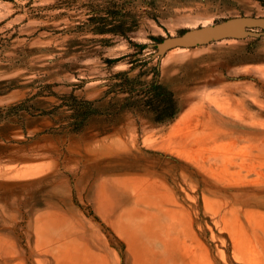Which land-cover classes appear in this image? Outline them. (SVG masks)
Wrapping results in <instances>:
<instances>
[{
  "label": "rangeland",
  "instance_id": "1",
  "mask_svg": "<svg viewBox=\"0 0 264 264\" xmlns=\"http://www.w3.org/2000/svg\"><path fill=\"white\" fill-rule=\"evenodd\" d=\"M241 16L264 0H0V264H264V34L156 56Z\"/></svg>",
  "mask_w": 264,
  "mask_h": 264
},
{
  "label": "water",
  "instance_id": "2",
  "mask_svg": "<svg viewBox=\"0 0 264 264\" xmlns=\"http://www.w3.org/2000/svg\"><path fill=\"white\" fill-rule=\"evenodd\" d=\"M260 29L263 32L255 31ZM264 34V17H234L213 25L187 29L178 36L164 38L156 46V56L162 58L177 49H193L224 40H244Z\"/></svg>",
  "mask_w": 264,
  "mask_h": 264
},
{
  "label": "trees",
  "instance_id": "3",
  "mask_svg": "<svg viewBox=\"0 0 264 264\" xmlns=\"http://www.w3.org/2000/svg\"><path fill=\"white\" fill-rule=\"evenodd\" d=\"M110 4H112V6L115 8H119V6H121V8L124 7V5L115 2ZM121 10H110L109 7L108 14L112 19L107 20L106 18L99 19L98 21H101L102 23L106 22L108 24L107 26H112L109 31H113V33H122L125 25L124 20L121 19L117 24V17L121 15ZM140 48H145V46H140ZM139 96H143V99H147L144 107L149 109V112L154 115V119L157 122H169L173 120L179 113V109L177 108L178 103L174 95L167 91L159 82H154L144 88H141Z\"/></svg>",
  "mask_w": 264,
  "mask_h": 264
},
{
  "label": "bare ground",
  "instance_id": "4",
  "mask_svg": "<svg viewBox=\"0 0 264 264\" xmlns=\"http://www.w3.org/2000/svg\"><path fill=\"white\" fill-rule=\"evenodd\" d=\"M207 26V25H206Z\"/></svg>",
  "mask_w": 264,
  "mask_h": 264
}]
</instances>
